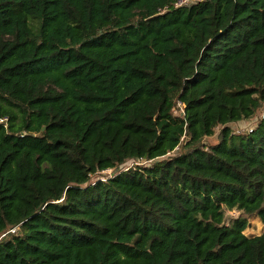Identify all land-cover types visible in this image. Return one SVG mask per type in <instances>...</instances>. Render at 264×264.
<instances>
[{"label":"trees","instance_id":"obj_1","mask_svg":"<svg viewBox=\"0 0 264 264\" xmlns=\"http://www.w3.org/2000/svg\"><path fill=\"white\" fill-rule=\"evenodd\" d=\"M179 1L0 0V264H264V0Z\"/></svg>","mask_w":264,"mask_h":264},{"label":"rangeland","instance_id":"obj_2","mask_svg":"<svg viewBox=\"0 0 264 264\" xmlns=\"http://www.w3.org/2000/svg\"><path fill=\"white\" fill-rule=\"evenodd\" d=\"M195 0H180L179 3L181 5H187L190 4ZM181 104L178 103V105L175 108V113L181 114L182 109H181ZM264 116V102H262L257 109L256 113L254 114L253 117L243 120V121H238L235 123H230L229 126L231 129L236 132V133H245L255 127L258 122L260 121L261 118ZM220 129V126L215 128V134L211 137H207L206 141L212 143L217 140V133ZM135 163H140V164H147L148 162L142 161V162H135L133 160H130L126 162L125 164L121 165L120 167H117L116 170H105L101 173L94 174L91 177V181H95L96 179H104L110 175H113L115 172H118L119 170L127 169L129 167H132L135 165ZM239 212L237 210H226V216H227V221L235 218L238 216ZM246 218H248V227L244 230V233L247 236H252V235H259L264 232V224L261 222L258 216L256 215H247Z\"/></svg>","mask_w":264,"mask_h":264},{"label":"built area","instance_id":"obj_3","mask_svg":"<svg viewBox=\"0 0 264 264\" xmlns=\"http://www.w3.org/2000/svg\"><path fill=\"white\" fill-rule=\"evenodd\" d=\"M110 170V169H109ZM15 231V229L13 228V229H11V232H14Z\"/></svg>","mask_w":264,"mask_h":264}]
</instances>
